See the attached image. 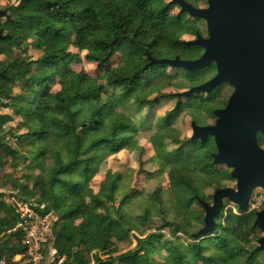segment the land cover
I'll list each match as a JSON object with an SVG mask.
<instances>
[{
	"label": "trees",
	"instance_id": "1",
	"mask_svg": "<svg viewBox=\"0 0 264 264\" xmlns=\"http://www.w3.org/2000/svg\"><path fill=\"white\" fill-rule=\"evenodd\" d=\"M186 1L200 7L206 0ZM6 10L13 20L1 47L8 76L4 110L10 112L0 115V129L15 117L19 122L0 132V170L10 162L14 171L5 184L23 200L59 213L47 249L64 256V264H264V252L257 250L262 232L254 226L262 207L241 210L225 200L215 230L194 237L204 226L198 197L210 203L208 190L235 179L230 168L213 163L211 136L182 139L176 122L186 112L200 125L215 119L214 109L225 104L216 91L178 98L149 137L151 161L159 174H168L167 201L157 189L145 197L143 214L128 213L140 195L126 194L115 204L125 178L119 172H108L109 182L86 198L101 163L129 147L141 130H151L149 118L138 117L144 110L151 115L157 102L177 97L166 90L179 93L214 74L213 65L188 72L153 62L201 56L203 48L187 45L185 37L202 35L204 20L181 13L170 0H15ZM71 48L85 52L97 77L71 69L81 60ZM20 166L39 172L28 174L30 188L15 176ZM153 215L160 222L148 232L144 226ZM17 221L12 203L0 200V259L8 262L26 249L24 231L14 230ZM132 233L136 246L119 254L116 241L130 240ZM230 239L242 243L234 253Z\"/></svg>",
	"mask_w": 264,
	"mask_h": 264
},
{
	"label": "water",
	"instance_id": "2",
	"mask_svg": "<svg viewBox=\"0 0 264 264\" xmlns=\"http://www.w3.org/2000/svg\"><path fill=\"white\" fill-rule=\"evenodd\" d=\"M180 7L181 13L206 22L207 37L198 34L189 46L204 48L196 59L153 60L188 72L217 65V74L207 81L177 93V97L210 94L222 83L234 84L236 92L223 109H215L216 122L199 125L192 121V138L214 139L212 153L215 165L231 169L236 188L221 187L213 193L212 203L198 197L204 208V226L194 237L206 235L216 228L224 201L246 210L256 188L264 190V150L255 139V128L264 127V0H207V7H195L186 0H170ZM8 16L0 9V17ZM0 38L2 35L0 33ZM254 226L262 236L257 250L264 252V207L255 214Z\"/></svg>",
	"mask_w": 264,
	"mask_h": 264
},
{
	"label": "rangeland",
	"instance_id": "3",
	"mask_svg": "<svg viewBox=\"0 0 264 264\" xmlns=\"http://www.w3.org/2000/svg\"><path fill=\"white\" fill-rule=\"evenodd\" d=\"M15 3V0H0V9H6V7L9 4ZM207 7V0L204 3H201L200 8ZM180 11V10H179ZM173 12H178V9L176 8L173 10ZM199 27L201 30L202 36H207V27L205 21H201L199 23ZM196 37H185L186 41L194 40ZM71 51L80 54L81 60L78 62H75L71 65V69L75 72L85 71L89 75L93 77H97L99 75V70L95 64H92L85 60V52L81 53L79 50H76L74 48H71ZM31 58L36 59L38 57L37 51L34 49H31L29 52ZM122 56L118 55L112 60V65L116 66L118 65L119 61L121 60ZM211 78V77H210ZM58 89V87H55V90ZM188 90V89H187ZM17 91V89H16ZM185 91V90H184ZM182 92V91H179ZM165 93H175L178 92L175 89H168ZM178 97H176L174 100H163L161 103L157 102L158 105L154 109L151 115H149L148 110H144L138 117L139 118H149L148 121L150 122V131H140L139 134H137L135 141L126 149L120 151L119 153L112 155L105 159L100 167L99 171L95 175L94 179L92 180L89 187L86 189V198L89 200V198L96 194L101 184H106L109 182V179L107 177L108 172H119L121 174L125 175L124 180L121 183V189L118 192V196L116 199V205H118L123 197L126 194H129V196L138 194V196L135 200L132 201L130 205L125 209L128 213L139 216L140 214H143L144 209L146 207L145 205V197L149 196L153 192H155L157 189L162 190V199L168 200L169 198V190H170V184H169V178L167 171L163 174H159V168L154 165V163L151 161V159L155 156V152L153 150L152 145L149 142V137L153 133L157 123L158 119L165 115L168 111H170L174 106L176 105L178 101ZM186 99L181 100V102H185ZM10 111L4 110L3 113H9ZM19 118L15 117L14 121H11L9 124L4 125L0 132L4 130H8V128L12 126H16L18 124ZM193 119L190 115V113L186 112L184 113L176 122V127L180 130L182 134V139H186L187 137H191L193 134L191 123ZM215 119L209 118L204 120V125H211L213 124ZM200 125V124H199ZM171 148H174L173 146ZM29 150V149H25ZM23 166H20L19 169H17L15 176L16 178H20L24 185H27L29 188L31 187V184L28 179V174L36 175L38 174L37 169H32L30 171H25L21 169ZM223 168V167H219ZM13 165H11L10 162L6 164V166L0 170V200H3L8 203H12L14 199L23 200L20 198L21 196L18 195L16 191L12 189L11 185L5 184L7 177L6 174L13 172ZM236 180L232 182H226V187L236 188ZM222 186H219L218 188H221ZM216 189L208 190L207 193L213 194ZM261 188H256L254 191L257 193L253 199L250 202V209H253L254 206L258 207V200L260 197L264 198V192L260 191ZM263 190V189H262ZM212 203V201L210 202ZM229 207H234V205L230 204ZM262 209V208H261ZM259 209V210H261ZM57 213V212H56ZM59 215V213H57ZM160 222V217L158 215H153L151 220L147 223V226H144L145 229H147L148 232H155L157 225ZM169 237V231L166 230L164 232ZM135 234L132 233L130 236V240L118 242L116 241L117 248L119 250V254L125 253L131 249H133L137 242L134 238ZM230 245H231V252L234 253L237 248H239L242 243L237 241L236 239H230ZM94 262V261H92ZM91 262V264H92Z\"/></svg>",
	"mask_w": 264,
	"mask_h": 264
},
{
	"label": "built area",
	"instance_id": "4",
	"mask_svg": "<svg viewBox=\"0 0 264 264\" xmlns=\"http://www.w3.org/2000/svg\"><path fill=\"white\" fill-rule=\"evenodd\" d=\"M11 202L18 217L14 230L24 231L26 249L15 255L11 262L0 259V264H64V256L57 257L55 250L45 246L59 215L54 210H49L45 203L18 199ZM258 204L253 209L264 207L263 197H260Z\"/></svg>",
	"mask_w": 264,
	"mask_h": 264
},
{
	"label": "flooded vegetation",
	"instance_id": "5",
	"mask_svg": "<svg viewBox=\"0 0 264 264\" xmlns=\"http://www.w3.org/2000/svg\"><path fill=\"white\" fill-rule=\"evenodd\" d=\"M12 21L13 20L11 16L0 17V33L2 35V38H0V115L4 111V104H5L4 97H5V84H6L5 81L6 79H8V76L6 74V69L4 67V54L1 51V47L5 42L7 43L8 42L7 40H9L10 38V34L7 28L8 25H11ZM203 52H204V48H203ZM212 65L214 66V74L212 76H214L215 74H217V65L216 63H213ZM214 91H216L217 93V101L219 102V104L225 101V104L223 106L217 107L216 109H223L226 107L228 100L233 96V94H235L236 86L234 84L230 85L227 83H222L219 86H217L214 89ZM216 119L217 117L215 116L214 123L216 122ZM254 132H255V139L257 145L260 147V149L264 150V127H257L255 128Z\"/></svg>",
	"mask_w": 264,
	"mask_h": 264
}]
</instances>
